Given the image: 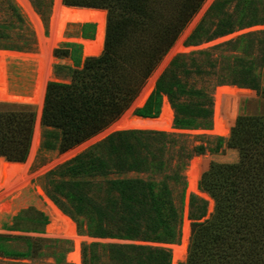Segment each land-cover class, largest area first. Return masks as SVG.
<instances>
[{
  "label": "trees",
  "instance_id": "trees-1",
  "mask_svg": "<svg viewBox=\"0 0 264 264\" xmlns=\"http://www.w3.org/2000/svg\"><path fill=\"white\" fill-rule=\"evenodd\" d=\"M63 2L69 6L104 8L108 13L104 50L100 55L88 56L83 61L79 53L80 45L76 43L54 49L56 57L71 56L73 49L79 56L73 59L72 65L57 63L54 66L56 74L65 73L70 82L56 80L47 84L41 117L45 127L42 147L58 150L59 153L96 135L128 109L204 0ZM0 7L9 14L7 21L23 30L20 33L24 43L9 48L33 50L34 37L29 35L28 28H23L26 21L18 6L13 0H0ZM224 7L225 0L214 1L189 35V45L201 41L211 15L219 18V24L209 35L210 39L235 30L233 19L220 15ZM254 24L258 21L248 22V25ZM258 34H264V30L247 33L234 40L242 44L244 50H251L257 43L262 54L258 62L253 58L246 61L238 55V65L242 63L243 66L236 70H242V75L239 74L231 84L251 87L264 98V85L260 74L256 73L257 67H264V39L257 40ZM17 60L38 62L39 58L0 54V101L4 102H0V167L4 162H24L27 159L34 131L35 109L21 107L33 106L37 109L41 93V75L30 95L11 89L9 64ZM188 60L194 62L195 59L189 54H178L171 60L145 104L135 110L136 115L157 117L163 94H166L175 110L174 123L177 127L193 128L196 124L194 117L202 115V112L210 118V109H200L199 105H195L194 109L178 97L180 92H189L176 80L177 74L188 65ZM194 63L195 71L200 74V65L196 60ZM200 92L206 93L196 91L198 98ZM188 94L190 96L193 92ZM238 99V95L227 96L225 113L230 116V136L218 137L217 145L210 149L204 145L198 147V154L205 153L207 149L215 153L224 146L235 148L239 152V160L229 163L207 158L200 164L199 186L209 192L217 204L210 218L198 221L207 216V201L191 195L190 218L194 222L189 256L186 262L179 264H264V110L238 114ZM174 140V133L163 130L114 131L51 170L46 176L51 181L47 193L80 226L77 216L85 214L89 218L88 230L92 236L179 242L182 213L176 205L170 184L173 179L185 182L187 163L171 176L164 174L162 179H158V175L154 174V170L166 162L163 158L168 141ZM131 172L148 173V176H129ZM100 179L105 181V185L101 196L96 199L91 195L94 191L91 186ZM89 201L97 202V207L88 205ZM92 208L96 209L93 213L97 219L92 215L89 217ZM49 212L52 224H49V217L44 212L39 213L43 216L42 224H49L47 232L64 234L67 230L64 219L53 211ZM8 238L0 235V256L16 258L3 247V240ZM98 247L109 249L112 264H172L171 249L166 247L100 243L84 245L83 264H92Z\"/></svg>",
  "mask_w": 264,
  "mask_h": 264
},
{
  "label": "rangeland",
  "instance_id": "rangeland-1",
  "mask_svg": "<svg viewBox=\"0 0 264 264\" xmlns=\"http://www.w3.org/2000/svg\"><path fill=\"white\" fill-rule=\"evenodd\" d=\"M13 1L18 6L21 13L25 17L26 25L23 28L24 29L28 28L29 35L30 34L33 35L35 40V44H34L35 48L29 51L9 48L10 46L15 44L22 45L24 43V38L22 37V32L20 33L21 29L19 30L18 27H15V25L7 21V17L9 16V14L0 7L1 8L0 32L6 33L4 35L0 34V50H9L12 54H15L17 56L22 52L25 53L31 52L30 54H36V55L38 53L39 57L36 58H39V61L37 62V61L17 60L10 63L8 72H9V82L11 89L17 90L18 92H21L23 95H30L34 89L38 76L41 75L43 77L42 86H41V90H42V87L44 85L43 84L44 78L48 75L49 70H51L50 81L57 80L62 82H70V77L67 76L65 73L56 74L54 66L57 63L72 65L74 63L73 59L79 57L77 54V50L73 49V53H71V56L60 58L54 55V49L63 46L67 43L79 44L80 45L79 53L81 54L80 58L81 60L84 61V59L87 57L84 55V49H85L84 40L95 39L96 36L95 22L69 23L62 31L61 39L58 41L57 44H55L57 31H58L57 30L58 14L56 12V7H55L56 0H23L26 7L23 6L18 0H13ZM162 1H167V0H162ZM214 1H212V3H210V5H208L206 9H203L205 3L207 2V0H204L198 12L192 17L191 21L187 24V26L184 28V30L176 40L177 42L178 40L181 39L183 43L182 49L178 51L176 55L178 54L191 55L200 65V71H201L200 74H197V72L195 71L196 68L194 63L195 60L194 62L188 60L189 62L188 65L186 64V66L183 67L184 71L181 70L179 74H177L176 80L177 82L180 83V85L183 86V88L186 91L193 92V94H190L189 96L188 94L189 92L183 94L180 92L178 97L182 103L191 104V106H193L194 109H195V105L201 106L200 109H207V108L210 109L211 110L210 118L209 116L207 117V115L204 112H202V115L194 117V122L196 123L194 126L195 128L177 127L174 123L176 116L175 110L169 101V96L163 94L160 114L157 117H148V118H160L163 113L164 101L168 100L173 109L170 128L143 129V130H163V131H167L168 133L175 134V140L168 141L167 144L165 157L163 158V160H165L166 162L163 164L162 167L159 166V168H156L154 170L155 171L154 174L158 175L157 176L158 179H162L164 174L170 176L175 174L177 170L178 171L179 169L181 170L184 164L187 163L184 170L185 182L182 183L180 181H176L173 179L170 184L171 186L170 188L173 190L174 200L176 202V205L178 206V208L182 213L181 236L179 238L180 243L179 242L164 243V242L134 240V239H125V238H110V237L101 238V237L92 236L88 230L89 218L85 214L77 216L79 222H81V226H80L77 221H75L71 216H69L63 211L77 225L78 235H80L81 238L78 247L80 264H83L84 245L91 243L116 244V245L132 244V245H150L153 247L155 246L166 247L171 249L172 264H173L174 251L182 244L185 225L186 223H188L190 228V237L187 246L188 255L186 260L180 261L179 263L186 262L189 256V246L191 243V236H192V224L194 222V220L190 218L191 195L195 194L199 198H202L207 201V205H208L207 216L203 217V219L198 221H203L210 218L211 215L215 212V208L217 204L216 199L209 192L203 191L199 186L200 164L203 162L204 159L207 158H212L216 161H225L229 163L237 162L239 160V152L235 148H228L224 146L218 152L215 153L208 150L210 149V147H215L217 145L218 137L230 136V134L220 135L214 132L216 126V112H217L216 95L219 87L230 86L234 89L233 91L225 93L220 107L221 118L224 119L225 125L230 130L231 127L228 125V118L230 116L225 113V106L227 103L228 95L239 96L238 106H237L238 114L256 113L264 110V98L258 95L256 90L253 89L257 95L254 93L251 87H244L236 84H231V81L237 79L239 77V74L242 75L240 73V71L242 70H239L238 72L236 70V69H241V67L243 66L242 63H241L242 66L238 65L240 62L238 59H236L238 55H242L243 56L242 58H245L246 61L253 58L256 62H258V58L262 54V52L259 51L258 48L259 46L257 43H255V46L251 48V50L248 48L244 50V48H241L244 46H241L242 44L235 43L234 40L240 38L244 34L251 33L254 31L264 30V21H263L264 0H225L226 7H224V11H220L222 12V14L220 13L219 14L222 15L221 17L227 16L232 18L234 21V27L236 26L235 30L223 36H218V37H214L213 39H210L209 35H211L214 29H216V25L219 24V18L216 15L214 16L211 15L208 24L205 26V31H203L204 34H202L201 41L198 44L189 45L187 43L189 35L192 33L193 29L196 27V25L199 23V21L208 11L209 7H211V5L214 3ZM95 9L106 11V28H107V13H108L107 10L104 8H95ZM223 13H226V15H224ZM36 15L39 17L40 23L37 20ZM252 20H257L258 24L248 25V22ZM242 21L243 23H241ZM35 23L38 25L41 34L36 29ZM242 24H244V26L239 27ZM186 30H189L187 34L185 33ZM206 30L209 31L206 32ZM105 38H106V32L103 40V50H104ZM256 39L257 40L264 39V34H258V38ZM176 42L173 44V46L176 44ZM172 47L169 49V51L172 49ZM200 51H203L207 54L205 55L201 54ZM176 55H174V57ZM165 56L162 58V60L159 62L157 66L160 65V63L163 61ZM170 62L167 65V67L170 65ZM157 66L154 70L158 68ZM257 68L258 69L256 73L260 74L261 83L262 85H264V80H263L264 67L261 68L259 66ZM153 73L154 71L152 72V74ZM147 83H148V79L141 88L139 93L142 92V90L144 89ZM155 87H156V83L152 91L155 89ZM199 90L206 92L204 94H202L203 92H200V98H198L197 95L195 94V92ZM139 95H137V97ZM135 100L136 98L134 99V101ZM134 101L131 103L128 109H126L124 113L120 117H118L114 122H112L108 127H110L112 124L120 120L122 116L127 113L128 110L132 109V107H133L132 109L133 115L139 116L135 114V110L138 107H142V106H135V107L132 106ZM0 102L4 103L2 101ZM21 108L35 109V124H34L32 143L30 146L28 157L24 161L25 163L28 161V158L30 157V153L32 151L34 133L36 129H39L40 131L41 140L39 146L35 150V155L31 163L29 164L28 169L22 170V172L19 174H15L12 177L11 181L8 183V185H4V186L1 185V176H2L1 168H3V165L0 167L1 169L0 235L9 236L8 239L3 240V247L6 250L13 253L16 257L14 258V257L0 256V264H73V262L69 260V255L76 250V244L74 238L67 234V230L62 235H54V234H49L47 232V227H48L47 225L52 224V220L49 212V204L47 201V197L50 198L47 193V188L51 187V181L49 178H46V176L51 170L57 168L59 165L65 163L67 160L73 158L77 154L88 149L90 146L94 145L95 143L102 141L114 131H112L108 135L101 136L95 140H92V138H95L99 134L103 133L108 128L106 127L105 129L97 133L96 134L97 136L94 135L88 140H86L87 142L84 141L81 144L63 153H59L58 150H49L42 147L43 132L45 131V127L41 123L42 113L41 114L38 113L39 107L37 106V109L33 106H26ZM117 130H121V129H116L115 131ZM124 130H129V129H124ZM84 143L86 144L78 148V146ZM200 145H204L205 147L208 148L206 152L203 154H198L199 152L198 147H200ZM74 148H78L77 151H75L73 155L68 156V152L70 153V151ZM196 158L201 159L199 163V172H198V180H197L199 190L202 193H208L210 198L204 196L202 193H197L189 190V178L187 172L190 169L192 162ZM24 162H20V163H24ZM129 176L147 177L148 173L139 174L136 172H131L129 173ZM57 178L58 177H56V179ZM102 180L103 179L96 181L97 183L91 186V190L92 191L94 190L91 193V195L94 196V198L96 199L101 196L104 189L105 181ZM211 198L214 200V204L212 203ZM87 204L90 205L91 207H97V202L95 201H91V202L89 201ZM223 204H224V199H223ZM196 206L199 207V204H196ZM93 210L96 209L92 208V211L89 213V217L92 215L93 217H95V219H97V216L93 213ZM40 212H44L49 217V224L47 225L42 224L43 216L39 214ZM58 224L61 227L63 226V224L60 221ZM67 229H68V225H67ZM95 254L97 256L95 257L92 264H112L113 260L110 256L109 249L107 250L102 247H98L97 249H95Z\"/></svg>",
  "mask_w": 264,
  "mask_h": 264
},
{
  "label": "bare ground",
  "instance_id": "bare-ground-1",
  "mask_svg": "<svg viewBox=\"0 0 264 264\" xmlns=\"http://www.w3.org/2000/svg\"><path fill=\"white\" fill-rule=\"evenodd\" d=\"M23 6H25V3L23 0H18ZM214 0H207L205 3L203 9H206L210 3H212ZM26 7V6H25ZM56 12L58 14V22H57V37L55 40V44L58 43V41L61 39L62 31L69 23H88V22H95L96 24V36L94 40H84L85 43V49H84V55L85 56H96L99 55L103 50V40L105 37L106 32V11H102L95 8H78L75 6H67L64 2L62 3V0H56ZM25 10V9H24ZM27 13V12H26ZM37 20L40 23L39 17L36 15ZM36 24V23H35ZM41 25V24H40ZM76 25V24H75ZM193 26V24H192ZM36 29L40 33L39 27L36 24ZM189 29V28H188ZM191 29V26H190ZM189 29V30H190ZM189 30H186V34ZM41 34V33H40ZM42 45V44H41ZM183 47L182 40H178L176 44L172 47V49L168 52V54L165 56L163 61L160 63L158 68L154 71V73L150 76L148 79V83L140 93V95L136 98L132 106H143L146 102L148 96L150 95L152 89L155 86V83L158 79V77L161 75L163 70L167 67L169 62L173 59L174 55L177 54L178 51H180ZM88 49L91 51L89 52ZM41 50V49H40ZM20 52V51H19ZM31 53V52H30ZM22 52L18 55L21 56H27V57H39L38 53L36 54H30ZM0 54L5 55H15L12 54L9 50H0ZM47 70V69H46ZM46 75V74H45ZM51 79V70H49L48 75L44 78L43 87L40 93V99H39V111L38 113L41 114L44 107V100H45V94L47 89V84ZM234 89L230 86H222L219 87L216 95L217 100V112H216V126L214 132L220 135H229L231 133V130L225 125L224 119L221 118V103L223 100V97L226 92L233 91ZM133 109V107H132ZM132 109L128 110L126 114L122 116L120 120L112 124L110 127H108L103 133L99 134L97 137L92 138V140H95L101 136L108 135L112 131H115L116 129H168L171 126V116L173 115V109L169 103L168 100L164 101L163 105V113L160 118H148V117H142V116H134L132 113ZM39 120V118H38ZM40 122V121H39ZM38 122V124H39ZM37 124V125H38ZM41 125V124H40ZM41 136L39 129H36L34 133V139H33V145H32V151L30 153V157L28 158V161L24 163L20 162H5L3 164L2 168V176H1V185H8V183L11 181L12 177L15 174H19L22 172V170H27L29 167V164L31 163L34 155L35 150L40 144ZM87 142V141H86ZM86 143L78 146L82 147ZM78 148H74L68 152V156H71L77 151ZM67 156V155H66ZM200 158H196L188 170V178H189V190L197 193H202L199 190L198 187V172H199V163ZM28 163V164H27ZM204 196L209 197L208 193H202ZM212 199V198H211ZM47 201L49 204V210L55 212L60 217L64 219V221L68 225L67 234L74 238L75 244H76V250L72 252L69 255V260L73 262V264H80V257H79V243H80V235H78L77 231V225L76 223L67 216L62 209H60L50 198L47 197ZM212 203L214 204V200L212 199ZM213 207V205H212ZM48 226V225H47ZM190 237V228L189 224L186 223L185 229H184V237L182 244L175 249L173 254V264H178L180 261L186 260L188 255V241Z\"/></svg>",
  "mask_w": 264,
  "mask_h": 264
},
{
  "label": "water",
  "instance_id": "water-1",
  "mask_svg": "<svg viewBox=\"0 0 264 264\" xmlns=\"http://www.w3.org/2000/svg\"><path fill=\"white\" fill-rule=\"evenodd\" d=\"M67 6H69V5H67ZM75 7L81 8L80 6H75ZM82 8H89V7H82ZM88 51L91 52L89 49H88Z\"/></svg>",
  "mask_w": 264,
  "mask_h": 264
}]
</instances>
